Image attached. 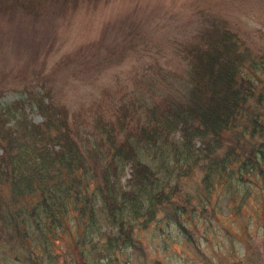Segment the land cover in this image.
I'll use <instances>...</instances> for the list:
<instances>
[{
  "label": "trees",
  "instance_id": "16d2710c",
  "mask_svg": "<svg viewBox=\"0 0 264 264\" xmlns=\"http://www.w3.org/2000/svg\"><path fill=\"white\" fill-rule=\"evenodd\" d=\"M52 1L0 0V15L37 18ZM210 23L182 42L178 66H143L117 98L104 92L71 111L49 90L25 86L0 111L2 255L42 264L34 248L47 254L53 236L73 226L78 264H90L93 251L125 254L129 264L144 254L140 235L152 225L164 249L173 234L194 244L198 222L206 231L218 218L219 186L240 195V208L242 187L264 174V52L253 53L225 22ZM24 101L40 123L26 117Z\"/></svg>",
  "mask_w": 264,
  "mask_h": 264
},
{
  "label": "rangeland",
  "instance_id": "374dc122",
  "mask_svg": "<svg viewBox=\"0 0 264 264\" xmlns=\"http://www.w3.org/2000/svg\"><path fill=\"white\" fill-rule=\"evenodd\" d=\"M55 1L59 6L52 1L37 18L0 15V111L19 100L25 86L49 90L71 111L89 107L104 92L117 98L133 88V75L143 66L155 60L178 66L182 42L211 21L225 22L253 53L264 52V0ZM21 110L33 123L43 120L27 101ZM200 174L189 179L186 189ZM246 187L238 210L240 195L231 199L224 185L214 191L218 218L206 231L198 222L194 244L173 234L164 249L156 225L142 231L145 252L132 254L129 264H264V174L240 193ZM78 234L72 226V233L53 236L47 254L41 247L34 251L42 264H78L83 260ZM125 256L117 253L110 260L93 251L88 259L90 264H125ZM1 264L22 263L8 251L1 254Z\"/></svg>",
  "mask_w": 264,
  "mask_h": 264
}]
</instances>
